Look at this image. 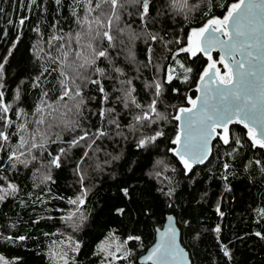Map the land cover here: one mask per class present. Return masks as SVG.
Masks as SVG:
<instances>
[{
	"label": "snow or ice",
	"instance_id": "1",
	"mask_svg": "<svg viewBox=\"0 0 264 264\" xmlns=\"http://www.w3.org/2000/svg\"><path fill=\"white\" fill-rule=\"evenodd\" d=\"M0 20V264H241L264 243V0H0ZM240 181L258 230L230 225Z\"/></svg>",
	"mask_w": 264,
	"mask_h": 264
},
{
	"label": "trees",
	"instance_id": "2",
	"mask_svg": "<svg viewBox=\"0 0 264 264\" xmlns=\"http://www.w3.org/2000/svg\"><path fill=\"white\" fill-rule=\"evenodd\" d=\"M0 25L7 27V25L4 24L2 20H0ZM31 36H32V33L28 32L27 37H31ZM27 44H30V40L28 38H25V40L19 46V51L15 54L16 64L22 65L26 63L25 45ZM2 50H3V45H0V51ZM59 182L61 186H64L66 183H70L71 181H70V178L61 176ZM237 185H238L237 193H238V198L240 199V203L236 205V211H237L236 217L235 218L229 217L230 225L232 224L236 225L237 231L248 230L249 228L253 231L258 230L255 228V226L241 223L240 216L244 215L246 217L247 214L243 211L244 208H246L250 203H252V198H257V199L259 198V194H260L258 191L259 185L257 186V188H254L251 190L246 189L242 181L237 182ZM99 195L104 198L101 200V203H104V201L108 199L111 193H109L107 191V187H105L100 190ZM5 211H8V210L5 209ZM9 214L11 215L12 213L9 212ZM21 214L23 215V213ZM209 215H211L210 211H209ZM93 235L94 233H90L89 238H91ZM225 236L226 238L232 237L231 227H229V229L226 230ZM208 246L209 247L212 246L211 240L208 241ZM8 247H11V246H8ZM0 251H3L5 254H9L8 248L6 247H0ZM17 252L25 256V260L27 264H42V261L40 260V258L34 254V250L32 246H30L29 249L27 250L24 248L12 250V254H16ZM213 255H215V249H213ZM236 256L241 261V264H264V243H261L255 237L248 238L244 245L238 246V251L236 252Z\"/></svg>",
	"mask_w": 264,
	"mask_h": 264
}]
</instances>
